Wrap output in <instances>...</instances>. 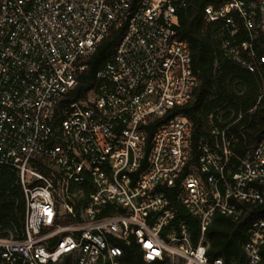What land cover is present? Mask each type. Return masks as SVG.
<instances>
[{
  "label": "built area",
  "instance_id": "built-area-1",
  "mask_svg": "<svg viewBox=\"0 0 264 264\" xmlns=\"http://www.w3.org/2000/svg\"><path fill=\"white\" fill-rule=\"evenodd\" d=\"M187 1L0 0V165L16 171L25 201L22 236L0 237V264H125L116 242L131 240L145 263L223 264L209 261L204 233L215 214L237 221L262 201L264 136L237 156L230 127L241 114H218L193 159L177 112L196 86L176 32ZM203 12L227 33L225 56L249 72L264 64L252 46L264 0ZM237 21L249 39L227 47ZM111 28L122 32L97 85L57 110ZM181 210L196 219L195 242ZM247 234L242 264H257L264 216Z\"/></svg>",
  "mask_w": 264,
  "mask_h": 264
},
{
  "label": "trees",
  "instance_id": "trees-1",
  "mask_svg": "<svg viewBox=\"0 0 264 264\" xmlns=\"http://www.w3.org/2000/svg\"><path fill=\"white\" fill-rule=\"evenodd\" d=\"M215 3L216 0H188L176 27L178 37L188 45L196 78L192 98L177 109L191 124L194 160L199 143L211 141V123L217 124L218 114L222 115L226 123L241 114L239 120L230 127L235 139L232 150L237 156L242 157L252 151L264 136V64L255 65L254 71L249 72L224 55L222 42L227 38V33L219 32L218 25L207 22L203 12L205 6ZM236 27L235 42H229L227 47L249 39L240 21L236 22ZM121 32L122 29L111 28L96 51L81 60L84 68L78 73L75 86L58 103L57 110L70 102L84 99L95 88V75L112 58ZM252 46L259 56H264V32L254 33ZM239 55L246 59L241 49ZM261 190L262 201L243 204L242 216L237 221L221 214L212 217L204 233L209 261L221 258L223 264L244 262L243 245L248 238L247 230L255 218L264 216V184ZM24 214L25 201L17 173L12 168L0 165V237L20 238ZM178 214L189 224L190 236L195 242L199 236L196 219L182 210ZM116 244L123 251L122 260L125 264H156L142 260L133 240L128 245L119 241ZM259 256L257 264H264V244L259 248Z\"/></svg>",
  "mask_w": 264,
  "mask_h": 264
}]
</instances>
